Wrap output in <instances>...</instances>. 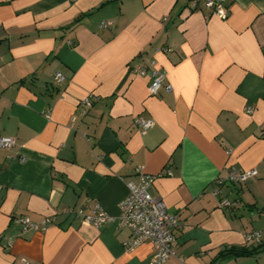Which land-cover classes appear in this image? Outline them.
I'll list each match as a JSON object with an SVG mask.
<instances>
[{
	"label": "crops",
	"instance_id": "1",
	"mask_svg": "<svg viewBox=\"0 0 264 264\" xmlns=\"http://www.w3.org/2000/svg\"><path fill=\"white\" fill-rule=\"evenodd\" d=\"M190 4L0 0V137L16 142L0 149V264H149L117 222L137 169L177 217L165 264H264V0H227L225 19ZM148 59L157 95L133 72ZM233 169L257 175L225 181ZM96 204L114 219L74 214ZM24 217L54 223L23 232ZM232 247L256 253L219 258Z\"/></svg>",
	"mask_w": 264,
	"mask_h": 264
},
{
	"label": "built area",
	"instance_id": "2",
	"mask_svg": "<svg viewBox=\"0 0 264 264\" xmlns=\"http://www.w3.org/2000/svg\"><path fill=\"white\" fill-rule=\"evenodd\" d=\"M227 0H191V10L204 8L212 12L220 19L226 18ZM112 22L101 23L102 29L112 27ZM133 72L141 76L150 77L149 91L151 95H157L164 86L166 74L157 68V62L154 59H148L142 64L133 68ZM150 73V74H149ZM55 82L58 85L65 83V77L61 72L55 75ZM171 86H166L168 92ZM82 104L88 108L92 107L93 97L89 96L82 101ZM137 125L141 130L147 131L154 126L152 120H138ZM16 145L13 138L0 137V149L10 150ZM137 180L128 183V195L120 203V216L117 222L121 227L127 228L131 232V239L125 243V248L129 252L135 251L144 244H151L154 252L148 259L149 264H165L170 258L175 256V230L178 226L177 217L169 213L166 203L161 198H153L150 189L153 186L156 177L145 174L142 169H137ZM257 172L231 170L224 178L231 183H243L255 177ZM215 191L214 195H218ZM221 207H235L237 204L228 199H222ZM68 213H71L70 210ZM85 222L93 224L96 227L103 226L112 221V218L100 204H96L90 214L86 213L85 208L79 209L74 213ZM22 226L23 232L29 230L45 231L54 223V219L48 218L40 223L31 221L24 217L18 220ZM247 243L259 240L260 233L253 232L244 236ZM13 240L9 241L11 245Z\"/></svg>",
	"mask_w": 264,
	"mask_h": 264
},
{
	"label": "trees",
	"instance_id": "3",
	"mask_svg": "<svg viewBox=\"0 0 264 264\" xmlns=\"http://www.w3.org/2000/svg\"><path fill=\"white\" fill-rule=\"evenodd\" d=\"M255 253H256L255 250L232 247V248H228V249L223 250L220 253L219 258L225 259V258H229V257L249 256V255H253Z\"/></svg>",
	"mask_w": 264,
	"mask_h": 264
}]
</instances>
